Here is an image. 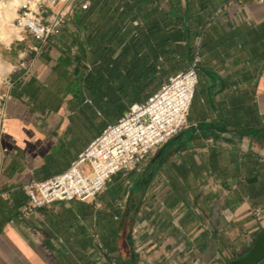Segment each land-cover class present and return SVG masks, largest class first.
Here are the masks:
<instances>
[{
	"label": "crops",
	"instance_id": "1",
	"mask_svg": "<svg viewBox=\"0 0 264 264\" xmlns=\"http://www.w3.org/2000/svg\"><path fill=\"white\" fill-rule=\"evenodd\" d=\"M77 1L44 42L16 29L10 59L22 66L0 86V264L241 258L264 227V213H255L264 209V4L83 0L82 10ZM192 23L205 25L203 36L172 37L174 25ZM190 42L200 47L187 125L115 173L94 201H55L21 217L29 201L24 184L63 172L130 104L187 69L176 61L186 59ZM98 82L110 110L124 104L94 128L101 111L91 84Z\"/></svg>",
	"mask_w": 264,
	"mask_h": 264
},
{
	"label": "built area",
	"instance_id": "2",
	"mask_svg": "<svg viewBox=\"0 0 264 264\" xmlns=\"http://www.w3.org/2000/svg\"><path fill=\"white\" fill-rule=\"evenodd\" d=\"M72 1L76 0H64L63 7L57 12L53 11L48 21L44 16L49 10L45 8L52 10L60 0H50L49 6L44 0H24L18 7L14 24L44 42L49 36L59 33ZM257 1L264 4V0ZM77 4L82 10L88 8V3L83 0H78ZM133 24L137 26V23ZM197 62L198 58L195 57L190 67L168 76L145 101L130 104L78 153L63 172L24 184L29 201L20 211V216L30 218L38 209L50 206L55 201H94L115 173L135 167L154 148L181 131L187 125L194 95ZM86 101L90 102L89 99ZM4 116L5 102L0 97V121ZM255 213L263 215L264 209H256Z\"/></svg>",
	"mask_w": 264,
	"mask_h": 264
},
{
	"label": "rangeland",
	"instance_id": "3",
	"mask_svg": "<svg viewBox=\"0 0 264 264\" xmlns=\"http://www.w3.org/2000/svg\"><path fill=\"white\" fill-rule=\"evenodd\" d=\"M24 0H0V86L3 84L2 82L4 80H8L9 78H12V75L16 72L15 70L21 68L22 66V61L21 60H11L10 56L13 55L14 51H16V46H17V34H16V17H17V12H18V7ZM43 1V0H42ZM46 5L49 6V1L50 0H44ZM64 0H60V2L54 6L52 9L53 11L57 12L63 7ZM45 10H50V8L46 7ZM48 16H46V15ZM44 17L46 18H51L52 13H45ZM19 29V28H18ZM27 32V31H26ZM198 47V46H197ZM19 50V49H17ZM18 67V68H16ZM200 69V68H198ZM15 75V74H14ZM19 75V74H18ZM125 75V74H124ZM95 78V77H94ZM126 78V77H125ZM99 80V78H97ZM96 80V81H97ZM159 81L161 79L158 76V82L152 80L151 84L156 83L155 86H152L153 89L158 87ZM99 83V82H98ZM92 88V99L94 104L96 105V110L97 113H99V118L96 119L94 122V128H97L99 125L102 124L103 120L106 121V117H110L113 115L112 110H118L120 107L123 106L124 103L117 102V103H111L112 105V110L104 104L100 98V83H93L91 84ZM151 88V89H152ZM102 113V114H101ZM102 115V116H100ZM85 170L88 171V167L85 166Z\"/></svg>",
	"mask_w": 264,
	"mask_h": 264
},
{
	"label": "trees",
	"instance_id": "4",
	"mask_svg": "<svg viewBox=\"0 0 264 264\" xmlns=\"http://www.w3.org/2000/svg\"><path fill=\"white\" fill-rule=\"evenodd\" d=\"M205 25H202V24H196V23H192V24H189L187 25V28L184 29V30H181V29H177V27L174 25L173 27V32H172V37L175 39V38H179L181 36V34H187L188 36L190 35L193 39L202 35L206 32L207 29H204ZM176 28V29H175ZM189 36V37H190ZM200 47V46H199ZM199 47L197 49V45L195 44H191L190 42V45L188 47V51H187V57L186 59H180V57L178 56L177 57H174L173 60H176L177 58V61L176 62H179L180 65L182 66V64L185 62V64L187 66L191 65L195 59V56H197V53H198V50H199ZM187 62V63H186ZM190 67V66H189ZM248 252L245 251L244 253H242L239 257H242V256H245ZM263 262V261H262ZM261 262V263H262ZM259 263V264H261Z\"/></svg>",
	"mask_w": 264,
	"mask_h": 264
},
{
	"label": "water",
	"instance_id": "5",
	"mask_svg": "<svg viewBox=\"0 0 264 264\" xmlns=\"http://www.w3.org/2000/svg\"><path fill=\"white\" fill-rule=\"evenodd\" d=\"M264 260V227L250 251L229 264H259Z\"/></svg>",
	"mask_w": 264,
	"mask_h": 264
}]
</instances>
